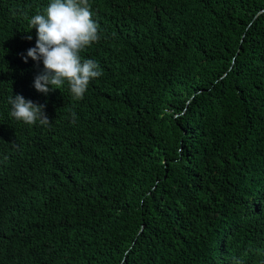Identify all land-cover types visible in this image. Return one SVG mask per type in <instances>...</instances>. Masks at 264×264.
Returning <instances> with one entry per match:
<instances>
[{"label": "trees", "instance_id": "obj_1", "mask_svg": "<svg viewBox=\"0 0 264 264\" xmlns=\"http://www.w3.org/2000/svg\"><path fill=\"white\" fill-rule=\"evenodd\" d=\"M50 2L0 0V264H264V0H88L82 99L21 56Z\"/></svg>", "mask_w": 264, "mask_h": 264}, {"label": "clouds", "instance_id": "obj_2", "mask_svg": "<svg viewBox=\"0 0 264 264\" xmlns=\"http://www.w3.org/2000/svg\"><path fill=\"white\" fill-rule=\"evenodd\" d=\"M88 0H51L45 14H36L29 20L31 29L37 30L35 47L21 54L27 62H43V69L34 78L37 91L47 94L60 89L66 82L74 99H82L91 80L102 75L98 63L92 59L82 60L80 52L98 41V24L93 20ZM31 40L32 37L28 36ZM10 115L17 120L33 125H49L51 120L44 105L34 103L17 94L9 98ZM7 154L0 153V160ZM236 264H241L236 261Z\"/></svg>", "mask_w": 264, "mask_h": 264}, {"label": "bare ground", "instance_id": "obj_3", "mask_svg": "<svg viewBox=\"0 0 264 264\" xmlns=\"http://www.w3.org/2000/svg\"><path fill=\"white\" fill-rule=\"evenodd\" d=\"M10 135V134H9Z\"/></svg>", "mask_w": 264, "mask_h": 264}]
</instances>
